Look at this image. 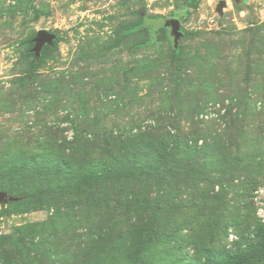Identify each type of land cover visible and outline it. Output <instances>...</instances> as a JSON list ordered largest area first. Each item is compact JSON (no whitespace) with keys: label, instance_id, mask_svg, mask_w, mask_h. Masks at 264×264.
<instances>
[{"label":"rangeland","instance_id":"obj_1","mask_svg":"<svg viewBox=\"0 0 264 264\" xmlns=\"http://www.w3.org/2000/svg\"><path fill=\"white\" fill-rule=\"evenodd\" d=\"M0 191V264H264V0H0Z\"/></svg>","mask_w":264,"mask_h":264},{"label":"water","instance_id":"obj_2","mask_svg":"<svg viewBox=\"0 0 264 264\" xmlns=\"http://www.w3.org/2000/svg\"><path fill=\"white\" fill-rule=\"evenodd\" d=\"M226 5L225 1H222L219 6V12H222L223 7ZM151 23L154 28L153 37L156 38L159 34L160 29H166L168 32L169 41L171 42L172 48L175 52H178L180 41L184 39L187 35L182 29V24L177 19H166L159 18L151 21H147L146 24ZM52 37L46 32L41 31L36 39V51L40 50V45L50 42ZM19 199L11 196L5 191H0V203L4 204L6 202H17Z\"/></svg>","mask_w":264,"mask_h":264},{"label":"trees","instance_id":"obj_3","mask_svg":"<svg viewBox=\"0 0 264 264\" xmlns=\"http://www.w3.org/2000/svg\"><path fill=\"white\" fill-rule=\"evenodd\" d=\"M151 20H155V19H145L144 20V25L147 26V27H149V28H151V30H152V41L145 43V45L151 44L153 41H155L157 39V37L156 38L153 37V33H154L153 25L151 23L146 24L147 21H151ZM139 28H140V26H137L134 30H138ZM160 30H162V29H160ZM160 30H159V32H160ZM175 53H177V52H175ZM12 203H14V202H12ZM263 247H264V243H262V244L260 243L259 245L254 246L251 249L242 250L241 251V254L240 255H236V256L242 257V258H245L244 256L253 258V256L256 254L257 251H258L257 253H260V254H262L264 252V248ZM238 257H236V258L237 259H241V258H238Z\"/></svg>","mask_w":264,"mask_h":264}]
</instances>
